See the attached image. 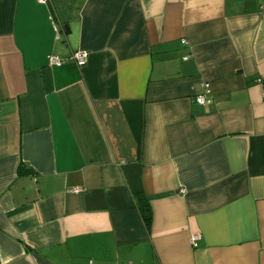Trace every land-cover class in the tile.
<instances>
[{
    "label": "crops",
    "instance_id": "obj_1",
    "mask_svg": "<svg viewBox=\"0 0 264 264\" xmlns=\"http://www.w3.org/2000/svg\"><path fill=\"white\" fill-rule=\"evenodd\" d=\"M0 264H264V0H0Z\"/></svg>",
    "mask_w": 264,
    "mask_h": 264
},
{
    "label": "built area",
    "instance_id": "obj_2",
    "mask_svg": "<svg viewBox=\"0 0 264 264\" xmlns=\"http://www.w3.org/2000/svg\"><path fill=\"white\" fill-rule=\"evenodd\" d=\"M40 3H46L47 0H37ZM56 37H59V27L55 26ZM62 31V30H61ZM63 32V31H62ZM183 43H186L185 40H182ZM87 59V53L81 50L72 51L67 57H60L58 55L52 54L48 57L47 63L49 66H60L65 63L67 60L73 61L78 67L85 65ZM258 82H261L260 79H257ZM202 92L195 96V102L198 104H204L208 101V95L210 93V86L208 82L201 83ZM198 238L197 234H194L191 237V244H195V240Z\"/></svg>",
    "mask_w": 264,
    "mask_h": 264
},
{
    "label": "trees",
    "instance_id": "obj_3",
    "mask_svg": "<svg viewBox=\"0 0 264 264\" xmlns=\"http://www.w3.org/2000/svg\"><path fill=\"white\" fill-rule=\"evenodd\" d=\"M137 201H138V208L144 222L146 224H149L151 219V210L147 198L141 194H138Z\"/></svg>",
    "mask_w": 264,
    "mask_h": 264
}]
</instances>
